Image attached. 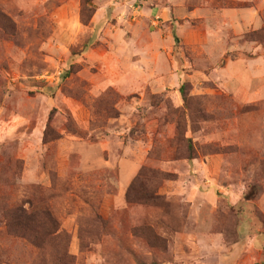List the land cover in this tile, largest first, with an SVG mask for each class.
<instances>
[{
	"label": "rangeland",
	"instance_id": "1",
	"mask_svg": "<svg viewBox=\"0 0 264 264\" xmlns=\"http://www.w3.org/2000/svg\"><path fill=\"white\" fill-rule=\"evenodd\" d=\"M0 264H264V0H0Z\"/></svg>",
	"mask_w": 264,
	"mask_h": 264
},
{
	"label": "trees",
	"instance_id": "2",
	"mask_svg": "<svg viewBox=\"0 0 264 264\" xmlns=\"http://www.w3.org/2000/svg\"><path fill=\"white\" fill-rule=\"evenodd\" d=\"M50 220H51V219H50ZM51 223H52V224H56V225H58L56 221H55V222H54V221H51Z\"/></svg>",
	"mask_w": 264,
	"mask_h": 264
}]
</instances>
